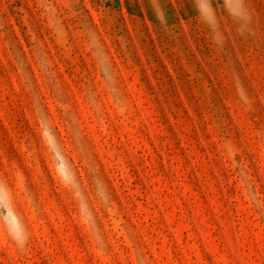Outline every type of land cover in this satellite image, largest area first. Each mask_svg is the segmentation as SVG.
<instances>
[{
  "label": "rangeland",
  "instance_id": "374dc122",
  "mask_svg": "<svg viewBox=\"0 0 264 264\" xmlns=\"http://www.w3.org/2000/svg\"><path fill=\"white\" fill-rule=\"evenodd\" d=\"M0 264H264V0H0Z\"/></svg>",
  "mask_w": 264,
  "mask_h": 264
}]
</instances>
